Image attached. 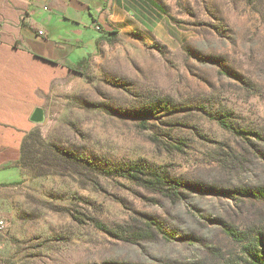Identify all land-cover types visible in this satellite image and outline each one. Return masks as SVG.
Segmentation results:
<instances>
[{
  "label": "rangeland",
  "instance_id": "obj_1",
  "mask_svg": "<svg viewBox=\"0 0 264 264\" xmlns=\"http://www.w3.org/2000/svg\"><path fill=\"white\" fill-rule=\"evenodd\" d=\"M162 2L155 42L103 39L44 96L0 189V264H264V200L242 193L264 189V0ZM158 168L184 188L142 183Z\"/></svg>",
  "mask_w": 264,
  "mask_h": 264
},
{
  "label": "crops",
  "instance_id": "obj_2",
  "mask_svg": "<svg viewBox=\"0 0 264 264\" xmlns=\"http://www.w3.org/2000/svg\"><path fill=\"white\" fill-rule=\"evenodd\" d=\"M165 22L162 0H0V189L24 181V145L40 125L32 117L53 85L103 39L155 42Z\"/></svg>",
  "mask_w": 264,
  "mask_h": 264
},
{
  "label": "trees",
  "instance_id": "obj_3",
  "mask_svg": "<svg viewBox=\"0 0 264 264\" xmlns=\"http://www.w3.org/2000/svg\"><path fill=\"white\" fill-rule=\"evenodd\" d=\"M69 73L76 74L79 76H83L84 74L81 70H70ZM235 135L244 136L247 134L244 130L237 129L230 127L229 128ZM25 148V145H24ZM23 156H24V149H23ZM161 168L155 170L154 173L147 175L150 180L147 182H142L145 185L149 186L150 189H154L157 191H171V190H179L184 188V183H182L177 178H171V176L167 172H161ZM120 173L124 175V177L128 178L132 181H142L139 177L141 172H139L136 167H131L128 170H120ZM244 195L247 197H252L253 199L264 200V189L263 188H248L243 190ZM227 235L233 238L237 237V232L234 229H229L226 231ZM264 261V259H263ZM264 263V262H263Z\"/></svg>",
  "mask_w": 264,
  "mask_h": 264
},
{
  "label": "water",
  "instance_id": "obj_4",
  "mask_svg": "<svg viewBox=\"0 0 264 264\" xmlns=\"http://www.w3.org/2000/svg\"><path fill=\"white\" fill-rule=\"evenodd\" d=\"M45 120L44 111L42 109H37L32 117V122L36 124H41Z\"/></svg>",
  "mask_w": 264,
  "mask_h": 264
},
{
  "label": "built area",
  "instance_id": "obj_5",
  "mask_svg": "<svg viewBox=\"0 0 264 264\" xmlns=\"http://www.w3.org/2000/svg\"><path fill=\"white\" fill-rule=\"evenodd\" d=\"M0 225H1V226H3V223H2V222H0Z\"/></svg>",
  "mask_w": 264,
  "mask_h": 264
}]
</instances>
